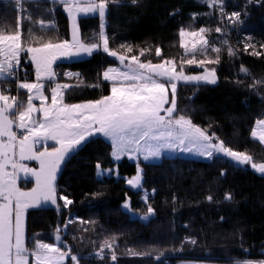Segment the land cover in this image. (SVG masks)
I'll use <instances>...</instances> for the list:
<instances>
[{
  "label": "trees",
  "instance_id": "trees-1",
  "mask_svg": "<svg viewBox=\"0 0 264 264\" xmlns=\"http://www.w3.org/2000/svg\"><path fill=\"white\" fill-rule=\"evenodd\" d=\"M225 0L224 11L243 12V23L233 25L222 20L217 9H209L204 0H119L109 3L105 19L109 46L118 54L140 55L142 61L151 59L160 62L155 48H161L162 57L174 58L179 67L183 49L179 47V30H198L204 27L205 38L221 47V62L208 65L216 68L217 82L214 85L194 87L191 102L201 108L214 128L196 116L192 122L215 133L227 146L237 150L228 141L236 134L245 144L264 153V147L250 138V130L257 119L264 117V84L250 87L254 81L264 79V0ZM13 0H0V27H15L17 12ZM32 12L33 20L44 19L55 24L50 37L69 39V21L62 6L49 1L34 0L24 5ZM193 14H196L193 18ZM78 27L82 40L92 42L99 30L98 16L80 17ZM24 22L23 37L27 38L29 27ZM217 26L226 27L225 33H217ZM38 35H45L38 32ZM229 45H224L223 40ZM255 45L248 52L244 44ZM131 45L132 52L126 47ZM237 51L229 57L227 47ZM210 52V50H209ZM215 57L216 53H211ZM202 58V57H198ZM27 57L22 54L21 66L31 70ZM115 58L103 52L94 53L86 59L61 62L54 65L58 82L72 85L67 90L66 102L80 103L98 99L109 94V84L101 79L109 66H118ZM246 67L248 75L241 72ZM187 73H197L198 68L185 67ZM65 72L79 73L68 79ZM100 83L101 87L89 85ZM1 84V83H0ZM79 85V86H76ZM0 85L6 93H14L15 87ZM6 90V91H5ZM20 99L25 95L20 92ZM187 86H178V106L186 104ZM111 145L103 137H93L83 148L62 164L55 185L58 195L74 201L64 209L58 200L56 207L29 209L26 213L27 243L31 247L36 240L55 243L60 230L61 248L67 251L66 264H72L76 255L80 264H176L181 260L214 261L231 264L234 261L262 260L264 251V174H258L248 165H239L229 159L216 157L212 160H197L181 155L163 156L158 162L137 163L123 158L114 162ZM255 163L264 162L263 156L250 153ZM103 170L116 168V175L98 177L96 165ZM140 165L142 190H147L149 204L154 208L148 220L131 218L122 208L130 198L131 211L145 216L147 206L142 200V190L134 191L126 186V178L136 173ZM224 173L221 175V173ZM24 186L23 184H21ZM25 185L27 187L28 183ZM155 193L152 194V190ZM226 193L231 199H224ZM212 196V201L207 199ZM71 219V223H67ZM65 225H67L65 227ZM108 240L112 249L101 250ZM194 241V242H193ZM115 253L116 259H112ZM99 253V255L97 254ZM144 253V255H132Z\"/></svg>",
  "mask_w": 264,
  "mask_h": 264
},
{
  "label": "snow or ice",
  "instance_id": "snow-or-ice-1",
  "mask_svg": "<svg viewBox=\"0 0 264 264\" xmlns=\"http://www.w3.org/2000/svg\"><path fill=\"white\" fill-rule=\"evenodd\" d=\"M13 2L16 5L13 11L17 12L15 27H0V83L15 80L18 91H27V101L25 104L18 95L0 91V264H29L30 257L32 264H64L69 253L58 246L62 242L60 230L57 229L55 243L36 240L30 247L25 213L28 209L48 204L56 205L59 210L58 200L63 201L64 209L74 203L69 197L58 195L56 175L62 164L95 136L103 137L110 143L111 158L115 161L128 157L151 162L162 159L166 152L178 151L208 160L220 156L242 166L250 164L256 172L264 174V163H255L247 152L227 146L215 133L209 134L207 128L194 124L178 106L180 83L199 87L215 84L218 79L216 68L208 65L221 62L222 48L204 38V27L179 30V47L183 49V55L177 67L174 58L162 57L159 46L155 48V55L161 58L160 62L140 59L149 49H142L140 55L129 57L110 48L105 19L108 4L118 3L119 0H50L62 6L66 13L71 39L47 35L54 32V22L33 20L32 12L24 7L34 0ZM137 2L132 0L133 5ZM251 2L246 0L245 11ZM204 3L214 10L219 5L222 20L231 21L233 25L243 23V12L229 14L224 11L225 0H204ZM96 15L100 20L98 33L92 42H85L79 33L78 17ZM195 16L193 14V18ZM25 20L33 25L28 29L27 38L22 35ZM226 27L217 26L215 31L224 34ZM38 32L45 35H38ZM222 43L229 45L226 39ZM120 47H126L127 52L133 51L131 45ZM255 47L245 43L244 51L259 58L261 53L248 52L249 48ZM260 47L264 48V44ZM209 50L216 56L211 57ZM101 51L119 62L118 67L109 66L102 72V80L109 84V94L80 103L66 102L67 90L72 85L58 82L54 65L63 59L82 55L90 57ZM22 54L27 57L25 62H30L33 67V82L18 78ZM227 54L235 57L237 51L228 46ZM185 65L202 68L203 71L189 74ZM241 72L249 74L243 66ZM64 76L79 78V73L65 72ZM257 84H264V79L254 81L250 87L254 88ZM89 87L98 88L101 84ZM46 90L50 91V102ZM34 101H39V106ZM250 138L264 145V119L255 121ZM25 161H34L37 167H31ZM96 168L97 176L104 174L99 163ZM21 173L25 182L34 181L33 187L26 190L18 186ZM142 175V169L137 164L136 174L126 183L133 189H140L143 187ZM154 193L155 189L152 190ZM231 198L230 193L224 195L226 200ZM207 199L212 201L213 197L208 196ZM142 200L148 205L149 215L141 219L148 220L155 210L149 204L147 190ZM123 207L130 209V203H124ZM67 223H71V219ZM105 248L112 249L113 245L105 240L101 250ZM112 259H116L114 252ZM71 260L73 264H80L76 255H72ZM236 264H264V260L245 259Z\"/></svg>",
  "mask_w": 264,
  "mask_h": 264
},
{
  "label": "rangeland",
  "instance_id": "rangeland-1",
  "mask_svg": "<svg viewBox=\"0 0 264 264\" xmlns=\"http://www.w3.org/2000/svg\"><path fill=\"white\" fill-rule=\"evenodd\" d=\"M203 36H204V34H202ZM204 38H205V36H204ZM206 39V38H205ZM189 46H191V45H189ZM119 65V64H118ZM187 65H185V67H186ZM112 67H116V66H112ZM189 67V66H188ZM191 67H194V66H191ZM33 69V68H32ZM202 71H203V69L202 68H198V72L197 73H189V74H199V73H202ZM34 79V74H31L30 76H29V78H28V81L30 82V81H32ZM101 79H102V76H101ZM59 83H62V82H59ZM2 85H6V86H9V87H11V85L12 86H14L15 87V92L13 93L14 95H18V98L20 99V92H23V91H21V90H19L18 91V89H17V84L15 83V82H13V81H7V82H3V83H1ZM0 84V85H1ZM63 84V83H62ZM179 85H184L183 83H180ZM202 85H214V84H202ZM187 86V93H188V96H187V100H186V104H185V106L183 107V111H184V113L187 115V116H196V117H198L200 120H203L204 122H206V126L208 127L209 125H211V127L210 128H214V129H216L215 127H214V125H213V123H212V121H211V119L208 117V116H206L205 115V113H204V111L201 109V108H199V107H197V106H195L192 102H191V97H192V94H194V92H195V89H194V87L195 86H192V85H186ZM9 87H7L6 88V90L7 89H9ZM5 90V91H6ZM0 91H3V90H1L0 89ZM24 93V92H23ZM5 94H12V93H6L5 92ZM25 95V94H24ZM169 95H170V93H169ZM26 104V103H25ZM34 104H36L37 106H39V101H34ZM262 119H264V117L262 118ZM209 128V127H208ZM228 141L233 145V147H235L236 149H237V151H244V152H247L248 154H250V153H252V154H254V155H256V156H263V152H261V151H259V150H256V149H254L253 147H250V145L249 144H245L244 142H243V140H241L236 134H231L229 137H228ZM264 147V146H263ZM176 155H181V156H185V157H188V158H193V159H197V160H208V159H205V158H200V157H198V156H195V155H190V154H180L178 151L177 152H175V153H173V152H166L165 154H164V156H176ZM123 158H125V159H127L128 161H130V162H134V163H137L138 161L137 160H135V159H129L128 157H122L120 160H122ZM119 160V161H120ZM141 161H144L142 158L140 159ZM139 160V161H140ZM114 162H119V161H115V160H113ZM159 160H153V161H151V163H153V162H158ZM25 162H28V164H29V166H31V167H37V165H36V162H34V161H31V162H29V161H25ZM145 162V161H144ZM251 169H252V167H251V165L249 164L248 165ZM252 170H254V169H252ZM101 171L102 172H104V176H109V175H116V168L114 167V168H111V169H106V170H103V169H101ZM136 172H137V169H136ZM58 173H59V171L57 172V175H56V178H57V176H58ZM136 174V173H135ZM260 174H262V173H260ZM263 175V174H262ZM21 176H23V174L21 173ZM134 176V175H133ZM132 176V177H133ZM99 177V176H98ZM132 177H130V178H126V181L127 180H129V179H131ZM31 182H32V186L31 187H33V184H34V181H32L31 180ZM21 183L22 184H24V183H26L22 178H20V179H18V186H20L21 188H24V189H30L31 187H27L26 185H24V186H22L21 185ZM126 186L128 187V188H130L131 190H134V191H138V190H142V188H140V189H133L131 186H129L127 183H126ZM142 193H144V190H142ZM143 196V195H142ZM62 202V204H63V201H61ZM126 202H128V203H130L129 202V200H127L126 199V201L124 202V203H126ZM124 203H123V205H124ZM44 207H56V205H51V204H48L47 206H44ZM123 208V210L125 211V212H127L129 215H130V217L131 218H139V219H141V217H143L142 215H139V214H137V213H135V212H133V211H131V209H125L124 207H122ZM32 209H34V208H32ZM29 210V209H28ZM27 210V211H28ZM27 211H26V213H27ZM26 213H25V217H26ZM141 220H143V219H141ZM61 244L62 243H60L58 246L60 247L61 246ZM98 254V253H97ZM29 264H32V258L30 257L29 258ZM64 264H66V259H65V261H64ZM73 264V263H72ZM180 264H186V263H180Z\"/></svg>",
  "mask_w": 264,
  "mask_h": 264
},
{
  "label": "crops",
  "instance_id": "crops-1",
  "mask_svg": "<svg viewBox=\"0 0 264 264\" xmlns=\"http://www.w3.org/2000/svg\"><path fill=\"white\" fill-rule=\"evenodd\" d=\"M41 1H49L50 2V0H41ZM65 15H66V13H65ZM96 16H98V15H96ZM81 17H83V16H81ZM89 17V16H88ZM80 17H78V19H79ZM69 21V20H68ZM78 23V22H77ZM80 33V32H79ZM69 39H71V35H70V30H69ZM102 52V51H101ZM86 58H89V56H87V55H82V56H80V57H72V58H68V59H63V60H60V61H57V63H61V62H70V61H77V60H82V59H86ZM30 63V62H29ZM56 63V64H57ZM31 65V64H30ZM32 66V65H31ZM119 66V65H118ZM118 66H116V67H118ZM33 68V67H32ZM102 76V75H101ZM34 81V79L32 80V81H30V82H33ZM21 91H23L24 92V94H25V100H24V102L26 103V101H27V91L26 90H21ZM46 94L49 96V102H50V91H47L46 90ZM95 137H97V136H95ZM256 142H258L259 143V141H256ZM109 143V142H108ZM262 146H264V145H262ZM24 163H27L28 164V162H24ZM264 163V162H263ZM255 171V170H254ZM256 172V171H255ZM96 173H97V170H96ZM258 174H260L259 172H257ZM97 175V174H96ZM102 176H104V175H101V176H99V177H102ZM21 178H22V176H21ZM28 183V186L29 187H31L32 186V182H31V180H28L27 182H26V184ZM22 184V183H21ZM23 185H25V183L23 184ZM122 207H123V204H122ZM65 259H66V257H65ZM242 261V260H241ZM186 263V264H223V263H218V262H214V261H196V260H181V261H179V262H177L176 264H180V263ZM236 262L237 261H234V262H232L231 264H236Z\"/></svg>",
  "mask_w": 264,
  "mask_h": 264
},
{
  "label": "built area",
  "instance_id": "built-area-1",
  "mask_svg": "<svg viewBox=\"0 0 264 264\" xmlns=\"http://www.w3.org/2000/svg\"><path fill=\"white\" fill-rule=\"evenodd\" d=\"M31 74H34L33 69H31V70H27V69H25V68H23V67L21 66V68H20V70H19V72H18V78H19V80H21V81H23L24 79H27V80H28V78H29V76H30ZM12 81L16 83L15 80H12ZM9 95H14V94H9ZM261 256L263 257L262 260H264V251H261Z\"/></svg>",
  "mask_w": 264,
  "mask_h": 264
}]
</instances>
